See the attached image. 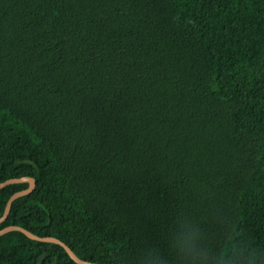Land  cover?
Masks as SVG:
<instances>
[{
    "label": "trees",
    "instance_id": "obj_1",
    "mask_svg": "<svg viewBox=\"0 0 264 264\" xmlns=\"http://www.w3.org/2000/svg\"><path fill=\"white\" fill-rule=\"evenodd\" d=\"M18 226L121 264L190 220L264 264V0H0V183ZM0 190L8 199L27 189ZM76 264L0 236V264Z\"/></svg>",
    "mask_w": 264,
    "mask_h": 264
},
{
    "label": "clouds",
    "instance_id": "obj_2",
    "mask_svg": "<svg viewBox=\"0 0 264 264\" xmlns=\"http://www.w3.org/2000/svg\"><path fill=\"white\" fill-rule=\"evenodd\" d=\"M169 232L172 264H254V254L245 255L234 248L211 253L200 229L190 220L178 218ZM121 264H168V261L150 249L147 253L140 250L134 256H125Z\"/></svg>",
    "mask_w": 264,
    "mask_h": 264
},
{
    "label": "water",
    "instance_id": "obj_3",
    "mask_svg": "<svg viewBox=\"0 0 264 264\" xmlns=\"http://www.w3.org/2000/svg\"><path fill=\"white\" fill-rule=\"evenodd\" d=\"M17 184H27L28 187L25 190L19 191L14 193L7 201L5 205V209L3 212V215L0 217V224L6 221L11 205L13 202H15L17 199L21 197H25L33 192L35 189V180L33 178H17V179H9L5 182L0 183V190L4 189L5 187L11 186V185H17ZM11 232H19L25 235L28 239L40 243H46V244H55L59 245L64 249V251L67 253L69 258L76 264H95L87 261H83L79 259L64 243H62L60 240L51 238V237H38L31 232L27 231L26 229H23L18 226H8L0 230V236H3L5 234L11 233ZM41 259L38 261V264H40Z\"/></svg>",
    "mask_w": 264,
    "mask_h": 264
}]
</instances>
